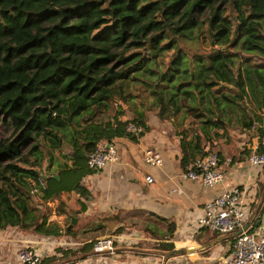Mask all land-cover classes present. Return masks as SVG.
Here are the masks:
<instances>
[{"label": "trees", "instance_id": "obj_1", "mask_svg": "<svg viewBox=\"0 0 264 264\" xmlns=\"http://www.w3.org/2000/svg\"><path fill=\"white\" fill-rule=\"evenodd\" d=\"M184 41L212 51L188 64ZM172 49L178 54L154 69ZM238 49L264 60V0H0V229L63 234L49 223L55 211L49 201L80 188L98 142L132 134L129 123L146 126L133 78L157 95L162 117L184 107L206 121L215 113L206 97L219 107L215 86L232 83L245 91L243 74L256 95L254 77L263 87L264 61L250 64ZM223 97L227 104L236 99ZM127 112L131 118L121 119ZM182 144L183 162L207 154L198 143ZM66 146L72 165L61 163L58 175L46 174L43 161L54 162L55 151ZM65 211L61 202L56 212ZM56 250L67 258L79 255ZM44 262L61 263V257Z\"/></svg>", "mask_w": 264, "mask_h": 264}, {"label": "crops", "instance_id": "obj_2", "mask_svg": "<svg viewBox=\"0 0 264 264\" xmlns=\"http://www.w3.org/2000/svg\"><path fill=\"white\" fill-rule=\"evenodd\" d=\"M254 78L256 95L244 74L245 91L232 83L215 86L213 93L222 101L218 107L206 97L205 102H211L215 111L213 119L208 116L206 121L184 107L162 117L157 102H135L144 112L146 128L140 135L120 134L111 140L117 144L121 160L104 169L91 168L78 181L80 188L65 189L49 201L55 210L49 223L58 224L63 234H31L12 226L0 229V264H23L17 250L24 245L37 249L44 259L56 254L61 263L68 264H218L228 259L235 234H219L201 226L199 219L207 201L238 185L244 189L248 228L264 221V166L249 161L252 153L264 151V86ZM224 94L234 96L235 102L227 104ZM131 115L127 112L121 119ZM183 141L192 146L198 143L205 153L217 151L225 180L207 186L182 177L192 160L202 154L189 155L183 162ZM148 148L161 153L162 165L147 163ZM69 152L68 146L54 162L49 158L46 174H57L61 163L72 165ZM186 152H191L188 145ZM147 175L153 176L152 183L147 182ZM61 202L66 211L58 214ZM72 216L77 221L68 230ZM102 236L115 238V253H95L94 244L81 249ZM59 246L79 255L67 258L57 252Z\"/></svg>", "mask_w": 264, "mask_h": 264}, {"label": "built area", "instance_id": "obj_3", "mask_svg": "<svg viewBox=\"0 0 264 264\" xmlns=\"http://www.w3.org/2000/svg\"><path fill=\"white\" fill-rule=\"evenodd\" d=\"M126 130L133 134H142L145 127L136 123H129ZM145 160L151 165H162L163 157L155 149L145 151ZM121 157L116 143L101 140L94 150L88 153L87 163L92 169H104L112 163L119 162ZM220 155L217 151H208L207 154L197 156L183 173L185 179L199 181L204 185L213 186L225 180L226 175L220 169ZM250 164L264 166V151H257L250 155ZM149 183L154 181L152 175H147ZM244 189L238 185L227 187L214 199L207 201L204 206V215L200 217L201 226L219 234H235L234 250L231 256L218 264H264V221L249 229L246 227L244 210ZM94 252L99 254L115 253L116 244L113 236L99 237L93 246ZM17 256L23 264H44V256L32 246L24 245L18 248ZM68 264V263H55ZM189 264V263H177Z\"/></svg>", "mask_w": 264, "mask_h": 264}, {"label": "rangeland", "instance_id": "obj_4", "mask_svg": "<svg viewBox=\"0 0 264 264\" xmlns=\"http://www.w3.org/2000/svg\"><path fill=\"white\" fill-rule=\"evenodd\" d=\"M229 13V15H231L233 12L232 11H229L228 12ZM180 47L184 50V52L186 53V55H187V57H188V59H187V62H188V64H193L194 62V60H196V54H200V53H206V52H211L212 51V47H203L202 46V44H200V43H197V42H192V43H190V42H180ZM235 51H237L238 53H239V55H240V57H242L243 59L244 58H250V61L248 62V63H256V64H259V63H262L264 60L262 59V58H260L259 56H255V55H247V54H245V53H243V52H241L240 51V49H238V50H235ZM178 54V50H176V49H172V50H169V51H167V52H165L162 56H160L158 59H159V61H158V63L157 64H155V65H153L152 67L154 68V69H157V67H159V68H163V66L162 67H160V65H162V64H159L160 63V61H161V59H164V61L167 63H169L176 55ZM148 55H151L150 53L148 54ZM246 58V59H247ZM158 64H159V66H158ZM165 66V65H164ZM192 68L194 67V66H191ZM158 78L159 77H155L154 76V78H153V80H152V82L154 83L155 82V85L156 86H158L159 85V83L160 82H158L159 80H158ZM194 78H195V76H194ZM194 78L192 79L193 81H194ZM140 78H133L132 79V82H131V85H132V87H131V91H133V94H134V101L135 102H137V103H139L141 100L142 101H148V104L147 105H150L152 102H153V104L155 103V102H157V104H158V98H157V95L156 94H154L153 92H150V90H149V88H145L146 89V91L144 92L143 91V87H142V80H139ZM192 80H188V81H192ZM149 97H152L153 98V100H150V98ZM137 106H139L138 104H137ZM141 106H142V108L144 107H146L145 105L143 106L142 104H141ZM116 107H118V106H116ZM127 114V113H126ZM125 115V114H124ZM127 116V115H126ZM0 132H4V129L3 128H1L0 127ZM68 146H66L65 147V150H66V148H67ZM61 152L62 151H58V150H56L55 151V155H56V157H57V155H60L61 154ZM48 159H45L44 161H43V163H42V165H43V170L44 171H46V169H47V167H48Z\"/></svg>", "mask_w": 264, "mask_h": 264}, {"label": "water", "instance_id": "obj_5", "mask_svg": "<svg viewBox=\"0 0 264 264\" xmlns=\"http://www.w3.org/2000/svg\"><path fill=\"white\" fill-rule=\"evenodd\" d=\"M210 119H213L212 116L209 117ZM77 221L76 217L75 216H72V222L68 225V230H71L73 224ZM260 224V222L258 223V225ZM246 227H248V225H246ZM242 232V229L238 230L236 233H235V236L239 235L240 233Z\"/></svg>", "mask_w": 264, "mask_h": 264}]
</instances>
